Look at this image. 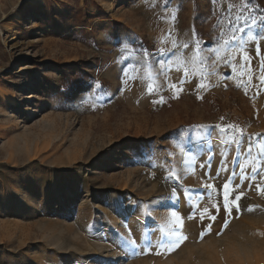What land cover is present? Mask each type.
<instances>
[{
  "label": "rangeland",
  "instance_id": "374dc122",
  "mask_svg": "<svg viewBox=\"0 0 264 264\" xmlns=\"http://www.w3.org/2000/svg\"><path fill=\"white\" fill-rule=\"evenodd\" d=\"M262 17L264 0H0V264H264V188L239 178L264 172Z\"/></svg>",
  "mask_w": 264,
  "mask_h": 264
},
{
  "label": "snow or ice",
  "instance_id": "6c2138e0",
  "mask_svg": "<svg viewBox=\"0 0 264 264\" xmlns=\"http://www.w3.org/2000/svg\"><path fill=\"white\" fill-rule=\"evenodd\" d=\"M170 2V0H165V4L167 5L168 3ZM242 2L244 3V6L247 7L248 6V0H242ZM229 7H233V5H229ZM173 19H175V16H173ZM262 19H264V17H262ZM253 24H255V20H253ZM241 31H243V29H240ZM185 47H188L187 44H185ZM197 47H199V41H197ZM257 55L260 54V50H259V47H257ZM145 54L147 55V50H145ZM251 57H245V62L250 64L251 63ZM157 63H160L159 61ZM213 64H215L216 62L215 61H212ZM226 63H231L230 61H226ZM241 67H243V65H241ZM261 68V71H264V64H262L260 66ZM166 70L161 67L160 69V72L159 73H154V76L155 75H159V74H164ZM206 75V74H205ZM231 77H229L230 79ZM203 80V77L201 78ZM259 79L261 80L262 83H264V76H261L259 77ZM180 86H181V90H182V85L185 83V80L184 78H181L180 80ZM210 85H206V84H198V87H208ZM238 87L240 85H237ZM170 87H172L173 89H176L177 88V85L176 84H171ZM159 88L158 85H152L150 84L148 86V91L149 93H153L155 91H157ZM154 103H156L157 101H153ZM160 103H163L164 102V98L161 96L160 97V100L158 101ZM221 120H223V117H221ZM196 128L198 129H202L201 132L197 133L199 134L200 136L202 137H211L212 133L210 131V127L209 126H196ZM215 128L219 131V132H223V131H226V130H230L232 133H235L237 134L236 135V142L237 144L239 145L240 141H239V136H242L243 133L242 132H237V129H238V126H235V125H232V124H228V125H216ZM187 130H185L186 132ZM194 132H195V129H194ZM210 167L211 166V160L209 159V161L207 162V165H201V167ZM226 170V168H225ZM171 172V169L169 170ZM220 169H217V177H219L220 175ZM207 174V173H206ZM259 176V179H260V183H257L256 184V188L258 190L264 188V172H261L259 170V167L257 168H253L252 170V174L249 176V175H245L243 173V171H241V173L239 174V178H240V181H241V184L245 181V180H248L249 181V187L251 188L252 187V182L253 181H256L257 180V177ZM237 178V173L233 172L232 175L229 176L227 182L224 184V189H225V192H224V200H225V204L223 205L224 207V211L226 212L227 215H231L232 212H233V209H235L237 212L240 211V204H239V201L241 199V196L243 195V193H240L239 195H235L234 196V199L232 200H229V197L230 196H233L234 192H235V189L236 188H239L240 185H236L235 188H231V185H232V181L235 180ZM166 179H173V176L170 174L169 176L166 177ZM205 191H206V194L208 196V199L211 201L213 199L212 197V191H214V185L213 184H205L203 185ZM213 207H216L217 208V211H219V208L220 206L217 205V204H213ZM249 211H251V208H249ZM173 215H176L175 212L172 213ZM189 218H192V216H190ZM205 218H209V219H212V220H215L216 219V216L212 215L211 213H209L207 211V209H204L203 211V214H201L200 216V219L203 220ZM182 226V225H181ZM225 226H227V219L225 220ZM208 230L210 231L211 230V225L208 226ZM204 233H202L201 235H203ZM186 238V237H185ZM129 243H135L134 241H129ZM169 250H171V246L169 247Z\"/></svg>",
  "mask_w": 264,
  "mask_h": 264
}]
</instances>
